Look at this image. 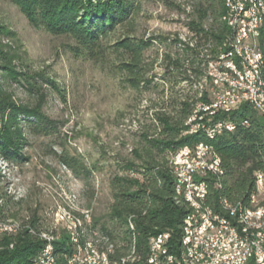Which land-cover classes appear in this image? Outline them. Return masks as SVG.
Returning <instances> with one entry per match:
<instances>
[{"label": "trees", "instance_id": "obj_1", "mask_svg": "<svg viewBox=\"0 0 264 264\" xmlns=\"http://www.w3.org/2000/svg\"><path fill=\"white\" fill-rule=\"evenodd\" d=\"M8 1L31 25L69 39L72 43L67 48L73 56L118 79L122 88L157 94L146 111L149 117L136 134L137 147L131 150L133 159L123 162L130 173L111 178L112 203L105 220L90 217V224L85 226L86 238H95V233L113 245L109 255L112 264H148L149 240L163 233L170 235V251L179 254L181 225L193 213L174 199L171 160L183 147L205 144L220 158L223 173L207 180L205 206L223 212L222 199L249 206L256 192L255 175L262 173L264 177V118L248 103H242L230 113L217 112L213 116V120L233 124L232 131L223 130L209 138L204 130L186 133L185 126L200 102H211L209 92L202 87L208 63L216 58L218 50H224V54L230 50L231 33L221 20L225 0H197L194 17L186 24L190 34L187 41L177 36L136 37L140 0ZM8 34L0 25V37L7 38ZM155 46L160 51L148 59L146 51ZM259 50L264 78V24ZM15 60L19 58L0 40V160L9 168L29 161L24 152L28 136L50 138L58 132L59 123L45 115L43 106L47 89L63 96L59 83L45 71H32ZM11 86L32 97L34 103H17L8 89ZM208 119L201 114V123L206 125ZM49 154L86 184L96 170L95 164H85L64 150H50ZM0 200V217L23 221L16 234L0 237V264H34L44 244L40 233L55 234L54 231L40 207L20 208L25 198L14 201L0 187ZM257 200L258 206H264V186ZM67 239L61 233L54 242L58 264H63L71 252Z\"/></svg>", "mask_w": 264, "mask_h": 264}, {"label": "rangeland", "instance_id": "obj_2", "mask_svg": "<svg viewBox=\"0 0 264 264\" xmlns=\"http://www.w3.org/2000/svg\"><path fill=\"white\" fill-rule=\"evenodd\" d=\"M196 3L197 0H140L135 36H177L187 41L190 34L186 24L194 17ZM0 25L9 33L0 40L19 58L15 62L32 71H45L59 83L63 95L47 89L43 106L45 115L59 123L58 132L50 138L28 136L24 152L29 161L9 169V176L0 183L6 186L14 182V197L20 195L26 201L20 208L40 207L56 233H60V225L55 222L58 207L78 216L87 212L91 218L104 221L112 203L111 178L130 173L123 162L133 159L136 134L149 117L146 111L157 94L122 88L118 79L73 56L67 48L72 43L69 39L31 25L8 0H0ZM156 51H160L156 46L147 50V58L154 57ZM155 72H159L157 66ZM8 89L17 103H34L15 86ZM50 150H64L85 164H95L87 184L54 160Z\"/></svg>", "mask_w": 264, "mask_h": 264}, {"label": "built area", "instance_id": "obj_3", "mask_svg": "<svg viewBox=\"0 0 264 264\" xmlns=\"http://www.w3.org/2000/svg\"><path fill=\"white\" fill-rule=\"evenodd\" d=\"M229 20L231 26V38L228 47H234L249 67L248 80H239L236 68L228 66L223 58V51L218 50L217 56L211 60L206 69V76L202 80V87L206 88L211 96V102H200L198 115L194 117L193 124L188 126L186 133L194 129H205L216 132V129L225 127L224 120H213L217 112L230 113L242 103L250 106H260L264 97H257L254 91V75L249 65V32L254 27L255 14L252 20H245L240 11L239 0H229ZM201 114L208 116L207 124L200 122ZM264 118V110L261 109ZM207 155H217L212 148L197 144L194 148L183 147L175 155V159H182V166L174 174L176 185L187 195L201 196V186H194L195 178H209L208 167H215L207 163ZM218 156V155H217ZM174 161V160H171ZM255 188L257 198L262 196V173L255 175ZM254 210V205H253ZM216 218H220L218 215ZM86 225L90 224V216L85 217ZM0 228H4L0 225ZM183 236L180 237V252L174 254L166 243L156 244L162 246V255L180 256V264H264V236L260 240L239 239V228L236 223L220 218V226H213V218H209V212L205 216H191L182 223ZM185 228H194L196 241L199 242V250L189 251L185 241ZM168 234V233H163ZM169 235V234H168ZM94 237H98L94 233ZM82 261H97V252L90 251L89 256L75 258L70 264H82ZM45 263L39 261L34 264Z\"/></svg>", "mask_w": 264, "mask_h": 264}, {"label": "bare ground", "instance_id": "obj_4", "mask_svg": "<svg viewBox=\"0 0 264 264\" xmlns=\"http://www.w3.org/2000/svg\"><path fill=\"white\" fill-rule=\"evenodd\" d=\"M239 2L240 11H242V15L245 20H252V14H255L257 17L254 18V27L252 28V31L249 32V39L252 43L249 44V65L254 75V91L256 96L264 97V78L262 77L263 57L259 50L260 31L264 24V0H239ZM228 3L229 0H225V13L221 20L231 33ZM223 58L226 59L228 66L236 68L239 80H248L249 67L243 58V54H238V50L234 47H230V50L226 52V54L223 53ZM199 106L200 104L196 106L191 116L187 119L185 126L188 127L193 124L194 117L198 115ZM251 108L258 115L262 116L261 109L264 110V101H260V106H251ZM233 129V124L225 122V127L216 129V132L205 129H194L190 131V133L198 130H204L206 131V135L209 138H212L215 135L220 134L223 130L232 131ZM203 145L205 147H210L205 144ZM172 160H174L171 161L174 176L177 169L182 166V159H175V157H173ZM207 163L215 166L208 167V174L210 177L218 178L222 175L223 172L219 156L207 155ZM9 169H11V167L9 168L3 160H0V179H6L9 176L7 173ZM207 180H209V178L194 179V186H201V196L203 198V200H201L199 197H193L184 193L183 190L176 185L174 176V199L176 203H184L189 209H191L193 212L191 216H205L209 212V218H213V226H220V218L236 223L240 231L239 239H246L247 237H249L250 240L262 239L264 236V206H258L257 189L255 194H253L249 200V206H244L242 203L230 204L227 200L222 199L220 201V205L223 212H214L211 208L204 205L209 191ZM262 184L264 186L263 176ZM2 185H4V183H0V187H2ZM7 185H4L5 193L12 197L15 201L20 200L22 196L19 195L17 198L14 197V191L12 189L14 187V182ZM86 215L88 216L87 212L83 213L82 216H78L75 215L74 212L71 213L69 210L65 211L58 207L55 214V222L58 226L60 225V233H56V229H53L55 234L51 231L40 233L39 238L44 242V244L34 263H36L39 258V261H45V263L40 264H58L57 257L53 252V246L60 234L64 233L68 238V243L71 245L72 249L68 256H66L63 264H70V261H73L78 255L79 257H88L89 246L90 251L97 252V259L100 263L112 264L109 259V255L112 253L113 245L108 242L107 238L101 236L86 238ZM217 215L220 218H216ZM188 217H190V215ZM25 220H27V218ZM22 222V219H7L0 217V225L4 227L0 228V237L3 235L16 234L21 229ZM129 225L132 228L130 223ZM181 236H183V228L181 229ZM169 237L170 235L168 234H161L150 238L147 259L148 264H180V256H172L171 259L170 255H162V246H155L156 244L163 243H166V246H168ZM185 241L186 245H188L189 251L199 250V242L196 241V231L194 228H185ZM131 253L134 252L131 251ZM123 262L124 259L122 260V263ZM82 264H89V261H82ZM90 264H97V261H90Z\"/></svg>", "mask_w": 264, "mask_h": 264}]
</instances>
